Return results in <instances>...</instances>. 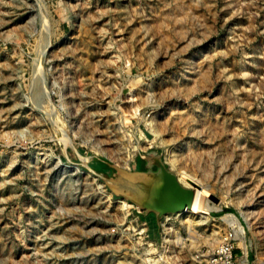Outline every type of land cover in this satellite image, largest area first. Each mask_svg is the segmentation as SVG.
Returning <instances> with one entry per match:
<instances>
[{"label":"rangeland","instance_id":"1","mask_svg":"<svg viewBox=\"0 0 264 264\" xmlns=\"http://www.w3.org/2000/svg\"><path fill=\"white\" fill-rule=\"evenodd\" d=\"M152 154L221 208L115 194ZM226 212L264 264V0H0V264L243 263Z\"/></svg>","mask_w":264,"mask_h":264},{"label":"water","instance_id":"2","mask_svg":"<svg viewBox=\"0 0 264 264\" xmlns=\"http://www.w3.org/2000/svg\"><path fill=\"white\" fill-rule=\"evenodd\" d=\"M145 167L128 170L113 166L115 194L160 219L190 206L194 189L183 186L160 155H144Z\"/></svg>","mask_w":264,"mask_h":264},{"label":"bare ground","instance_id":"3","mask_svg":"<svg viewBox=\"0 0 264 264\" xmlns=\"http://www.w3.org/2000/svg\"><path fill=\"white\" fill-rule=\"evenodd\" d=\"M170 160H171V164L174 165V159L170 157ZM178 179L180 183L183 184V186L190 185L188 186V188H194V194H193V198H192L190 206L184 207L174 213L175 215H180V216L182 214L189 215L188 216L189 218L184 219V221H187L188 228H191L192 226L191 221H190V214L198 213L201 215L202 218H207V215H209L211 210L221 208L219 202L215 203L217 202V200L215 199L214 196L211 195L209 189L205 187L204 185L200 184L194 177L190 176L189 173H186L185 171L179 172ZM239 215L241 219L246 222L247 228H249L250 221L248 219L247 212L241 210L239 212ZM164 216L166 217V214ZM220 218L223 220L225 225L229 227L230 231L232 232V235L236 239H238V242L241 244L242 249H243V254H244L243 259L241 260L243 261L244 264H246V259H245L246 242H245V235H244L245 230H244L242 223L240 222V219L234 213H231V212L224 213L223 215H221ZM201 222L204 223V220ZM214 239L218 240L217 236H214ZM214 248L215 247L212 246L211 249H214Z\"/></svg>","mask_w":264,"mask_h":264},{"label":"built area","instance_id":"4","mask_svg":"<svg viewBox=\"0 0 264 264\" xmlns=\"http://www.w3.org/2000/svg\"><path fill=\"white\" fill-rule=\"evenodd\" d=\"M204 264H243L234 256L231 240L223 239L206 257Z\"/></svg>","mask_w":264,"mask_h":264}]
</instances>
